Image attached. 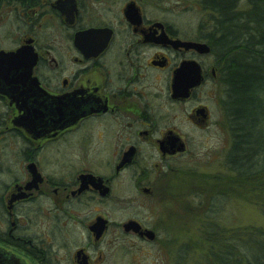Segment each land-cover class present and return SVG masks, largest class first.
I'll return each instance as SVG.
<instances>
[{
  "label": "flooded vegetation",
  "instance_id": "flooded-vegetation-1",
  "mask_svg": "<svg viewBox=\"0 0 264 264\" xmlns=\"http://www.w3.org/2000/svg\"><path fill=\"white\" fill-rule=\"evenodd\" d=\"M193 1L0 0V249L187 259L198 158L238 172L226 55Z\"/></svg>",
  "mask_w": 264,
  "mask_h": 264
},
{
  "label": "trees",
  "instance_id": "trees-1",
  "mask_svg": "<svg viewBox=\"0 0 264 264\" xmlns=\"http://www.w3.org/2000/svg\"><path fill=\"white\" fill-rule=\"evenodd\" d=\"M202 5L214 12L207 27L226 55L229 92L238 106L228 164L238 172L218 177L210 197L240 195L264 214V0H202ZM198 219L201 239L193 246L203 255L197 264H264V226L227 227L202 213Z\"/></svg>",
  "mask_w": 264,
  "mask_h": 264
},
{
  "label": "rangeland",
  "instance_id": "rangeland-1",
  "mask_svg": "<svg viewBox=\"0 0 264 264\" xmlns=\"http://www.w3.org/2000/svg\"><path fill=\"white\" fill-rule=\"evenodd\" d=\"M195 10H199V8H196ZM216 139L217 140H214V144L216 145H222V142L226 143L225 138L217 137ZM197 161H199L197 162V168L201 171V180L198 182H192L191 201L193 205V212L189 233V256L187 259H184L183 256L168 257L167 260L163 259V253L160 252V260L161 262L165 260V264H197L201 260L203 250L199 247L195 248L193 246V242H199L201 239L200 227L202 222L198 219V215L201 213L211 219L217 220L227 227H238L250 224L264 226V214L254 202L244 199L240 195H232L228 193L219 196V198H217V195L221 194H212L213 196L210 197V193H212L211 188L215 186L217 180V178H213V174H215L222 166L219 157L212 159L206 158V160L205 158H198ZM193 164L195 165L196 163ZM214 203L216 204L215 206ZM181 241H183V237L181 238Z\"/></svg>",
  "mask_w": 264,
  "mask_h": 264
},
{
  "label": "water",
  "instance_id": "water-1",
  "mask_svg": "<svg viewBox=\"0 0 264 264\" xmlns=\"http://www.w3.org/2000/svg\"><path fill=\"white\" fill-rule=\"evenodd\" d=\"M0 264H22L16 257L0 249Z\"/></svg>",
  "mask_w": 264,
  "mask_h": 264
}]
</instances>
